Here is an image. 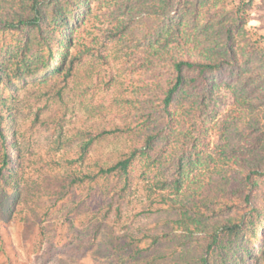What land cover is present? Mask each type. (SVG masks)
Listing matches in <instances>:
<instances>
[{"label": "trees", "instance_id": "obj_1", "mask_svg": "<svg viewBox=\"0 0 264 264\" xmlns=\"http://www.w3.org/2000/svg\"><path fill=\"white\" fill-rule=\"evenodd\" d=\"M172 5L0 0V36L33 35L47 51L43 68H50L41 84L59 79L62 100L75 81L74 98L87 121L73 124L71 157H63L53 174L34 177L15 161L9 176L18 183L5 189L8 214L13 221L23 212L50 239L77 231L83 249L103 239L125 264H152L183 252H192V264H212V257L231 264L224 245L241 243L247 234L258 236L260 247L257 255L246 253L264 264V48L258 42L242 49L234 124L213 144L206 110L212 77L233 62L240 67L233 34L207 19L199 25ZM236 13L244 15L243 9ZM70 17L72 27L65 30ZM5 76L0 73V82ZM4 121L0 110L5 139ZM112 138L124 142L123 150L89 160L95 145ZM128 208L134 217L159 219L145 230L121 231ZM5 238L0 233L2 249ZM8 257L7 264H23Z\"/></svg>", "mask_w": 264, "mask_h": 264}, {"label": "rangeland", "instance_id": "obj_2", "mask_svg": "<svg viewBox=\"0 0 264 264\" xmlns=\"http://www.w3.org/2000/svg\"><path fill=\"white\" fill-rule=\"evenodd\" d=\"M238 8L243 9L244 15L236 13ZM172 9H178L179 14L190 17L199 25L207 19L214 29L217 25L228 26L233 34V48L241 68L233 62L231 67L212 77L215 87L206 110L210 142L217 144L220 132L234 124L233 101L242 82V63L245 60L242 49H253L258 42L259 47L264 48V0H173ZM71 20L70 17L63 25L65 30L72 27ZM46 54L45 49L38 47L33 35L26 40L14 34L0 36V73L8 74L0 82V110L5 118L2 124L5 139L0 134V233L7 240L4 242L6 248L0 247V264L8 263V255L23 264H125L126 258L116 257L103 239L83 249L80 248L81 237L77 231L73 235L66 233L62 238L50 239L47 234L41 236L36 227L23 217V212L17 214L13 221L8 214L11 201L7 199L5 189L18 183L9 176L15 168V161L19 160L23 170L34 177L53 174L63 157H71L69 145L75 144L73 124L76 127L87 124L86 120L83 122L85 115L74 98L75 81L63 89L62 100L56 96V92L64 87L59 79H52L47 85L41 84L50 70L43 68V55ZM247 71L250 73L249 68ZM256 93L257 88L252 89L250 96ZM58 147L61 148L57 150ZM124 147L120 139L102 141L95 145L89 160L101 158L111 150L114 156ZM133 214V210H126L120 223L125 229L121 231L145 230L159 219L144 215L134 217ZM245 237L241 243L224 245L223 250L230 252L231 264H256L246 251L257 255L259 237L253 239L248 234ZM190 255L192 252H183L181 257L170 254L152 264H192ZM211 262L218 264L215 257Z\"/></svg>", "mask_w": 264, "mask_h": 264}]
</instances>
